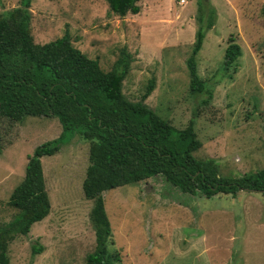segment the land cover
I'll return each instance as SVG.
<instances>
[{
	"label": "rangeland",
	"instance_id": "1",
	"mask_svg": "<svg viewBox=\"0 0 264 264\" xmlns=\"http://www.w3.org/2000/svg\"><path fill=\"white\" fill-rule=\"evenodd\" d=\"M196 0H139L136 15L109 13L104 0H32L30 36L45 44L67 31L71 45L107 72L119 52L131 57L121 92L144 104L175 129L193 121L199 160H212L218 174L239 178L264 168V0H202L215 19L196 55L199 78L211 91L191 96L185 60L193 42ZM19 6L3 0L0 14ZM230 37V38H229ZM232 39L241 51L230 77L219 71ZM61 131L55 118L0 119V225L16 211L8 197L23 178L26 157ZM88 143L72 135L57 153L40 159L48 215L8 245V264H85L94 235L92 201L81 192ZM109 223L108 247L120 264H264V196L239 190L232 197L182 194L157 175L102 193ZM33 246L42 247L31 254Z\"/></svg>",
	"mask_w": 264,
	"mask_h": 264
},
{
	"label": "trees",
	"instance_id": "2",
	"mask_svg": "<svg viewBox=\"0 0 264 264\" xmlns=\"http://www.w3.org/2000/svg\"><path fill=\"white\" fill-rule=\"evenodd\" d=\"M31 1L19 0L18 7L0 14V119L20 122L25 117L55 118L61 131L26 157L23 178L7 200V206L16 214L0 225V264H8L6 252L13 239L27 235L31 225L48 215L40 159L57 153L74 134L88 143L81 192L92 201L89 222L94 246L85 256V264H120L118 251L108 247L110 229L102 199L106 191L159 175L182 194L191 196L200 193L205 198L217 194L233 197L239 190L264 196V168L226 179L218 174L214 161L194 157L201 144L195 137L193 121L183 129H175L143 103L153 90V79L147 82L139 101L124 98L122 81L131 62L124 49L112 68L104 72L96 60L71 45L67 31L51 42L34 44L28 10ZM104 1L109 13L118 17L139 12V0ZM195 4L197 28L185 68L189 94H206L207 99L202 101L205 104L211 91L197 74L195 58L215 15L213 8L203 6L202 0ZM240 55L239 46L228 39L219 66L223 76L229 78L235 72ZM261 146L264 153V118ZM41 252L40 246L31 248L32 255Z\"/></svg>",
	"mask_w": 264,
	"mask_h": 264
},
{
	"label": "water",
	"instance_id": "3",
	"mask_svg": "<svg viewBox=\"0 0 264 264\" xmlns=\"http://www.w3.org/2000/svg\"><path fill=\"white\" fill-rule=\"evenodd\" d=\"M251 192H253V191H251Z\"/></svg>",
	"mask_w": 264,
	"mask_h": 264
}]
</instances>
